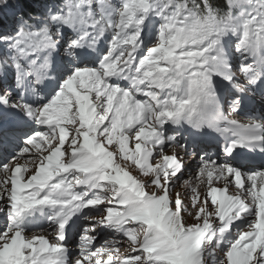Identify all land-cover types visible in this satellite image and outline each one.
Returning <instances> with one entry per match:
<instances>
[{"label":"snow or ice","instance_id":"obj_1","mask_svg":"<svg viewBox=\"0 0 264 264\" xmlns=\"http://www.w3.org/2000/svg\"><path fill=\"white\" fill-rule=\"evenodd\" d=\"M0 217V264H264V0H0Z\"/></svg>","mask_w":264,"mask_h":264},{"label":"rangeland","instance_id":"obj_2","mask_svg":"<svg viewBox=\"0 0 264 264\" xmlns=\"http://www.w3.org/2000/svg\"><path fill=\"white\" fill-rule=\"evenodd\" d=\"M130 147H134V143L133 142H130ZM171 149H168V153L169 154H171ZM154 162V161H153ZM138 174V170H133V175H137ZM185 179H189V177H185ZM193 179V182H195L194 181V178H192ZM202 189V188H201ZM176 191H178V192H181V193H183V192H188L189 193V195L191 194L190 193V189L189 188H187L185 185H183V184H180L178 187H177V189H176ZM2 224H3V218L2 217H0V226H2ZM35 230H37V229H35ZM39 231V230H38ZM102 239V238H101ZM124 249H122L121 251H123Z\"/></svg>","mask_w":264,"mask_h":264},{"label":"bare ground","instance_id":"obj_3","mask_svg":"<svg viewBox=\"0 0 264 264\" xmlns=\"http://www.w3.org/2000/svg\"><path fill=\"white\" fill-rule=\"evenodd\" d=\"M219 186H222V185H219ZM201 188L203 189V186H201ZM34 231H38V229L37 230H34Z\"/></svg>","mask_w":264,"mask_h":264},{"label":"trees","instance_id":"obj_4","mask_svg":"<svg viewBox=\"0 0 264 264\" xmlns=\"http://www.w3.org/2000/svg\"><path fill=\"white\" fill-rule=\"evenodd\" d=\"M13 2H14V0H13Z\"/></svg>","mask_w":264,"mask_h":264}]
</instances>
